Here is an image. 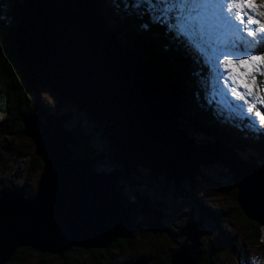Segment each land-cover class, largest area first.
I'll list each match as a JSON object with an SVG mask.
<instances>
[{
    "label": "water",
    "instance_id": "1",
    "mask_svg": "<svg viewBox=\"0 0 264 264\" xmlns=\"http://www.w3.org/2000/svg\"><path fill=\"white\" fill-rule=\"evenodd\" d=\"M15 42L29 89L47 87L85 113L127 176L143 177L142 169L145 179L173 191L206 169L221 170L235 184L242 212L264 229V153L258 164L219 139L197 141L175 83L145 53L121 45L97 0H22ZM50 113L22 121L43 170L33 197L24 188L0 190V264L21 248L59 257L109 249L141 229L118 194V173L79 158L76 131L63 123L66 111ZM142 210L152 234L168 228L161 211L148 204ZM197 228L203 232L201 222L187 226L173 264L200 262ZM192 250L195 261L184 255Z\"/></svg>",
    "mask_w": 264,
    "mask_h": 264
},
{
    "label": "rangeland",
    "instance_id": "2",
    "mask_svg": "<svg viewBox=\"0 0 264 264\" xmlns=\"http://www.w3.org/2000/svg\"><path fill=\"white\" fill-rule=\"evenodd\" d=\"M17 2H19V0H15V3L14 1H12L11 3L16 4ZM12 4L10 5L13 7L14 5ZM151 5L155 6L151 7ZM102 6L104 8L103 12L104 15H106V20L110 29H115L116 23L119 21V19L124 17L123 15L130 9H142L144 8V6H146V9H155L153 11L146 12L149 15L151 14V18H156H153L150 21L154 23L155 27L158 30L150 25L148 26V29L143 27L140 31H142L143 34H147L149 33V31H151L154 34V39L162 40L163 38L165 41L166 37L163 36L160 32H166L167 35L168 31H166V28H171L170 25L174 23L173 17L176 15L175 12H171L168 14L167 19L163 18L161 14L156 15L160 7H165L161 0H152L151 4H149L147 0H102ZM136 30L138 29H130V34H134ZM140 31H138L137 33H142ZM178 34L180 33L178 32ZM122 37L126 38L124 35ZM185 38L189 39L190 41H188V44L185 42L184 50H186L189 54H192H190V58L193 62V68L189 67V65H186V72H188V75H190V77H188L184 86H182V88L186 87L185 89H183L184 91L181 89V92H183L182 95L179 93L180 98H186L187 101H185L187 103V122L191 121L193 123L195 120L194 123H196L197 119L196 117H194L196 119H192L194 113H196L197 115V112H195L194 110L197 106L193 108V106L190 105H194V102H192L191 100L192 96L193 98H195L193 93L194 91L196 93L197 104L198 102L200 103L199 98L197 97H202L204 102L205 100H208V104L214 103L217 107L221 108L223 112H225V115H223L224 113H220V115L225 117L226 120H228V118L234 122H243L244 120H247L245 118H242L235 109L229 110L227 104L233 103L230 96L213 95L215 91L223 88V83L220 82L219 77L226 74L223 73L222 65H213L209 63L207 57L210 54V50L208 49V45L206 44V42L199 36H187ZM139 47L142 48L141 46ZM136 51L140 52L139 50ZM200 63L202 64V67H204V69L208 68V71L204 72L203 68H201ZM187 88L189 89V92L187 91ZM38 91L39 93H41V100L44 101L46 105H48L53 113L58 110L70 112L69 114L72 113L74 119H70L69 121L65 120L63 121V123L65 122V124L71 128L77 126L78 124H83L85 125L86 132L93 131L92 133L94 134L95 138H97V136H101L102 133L97 135L95 134L93 128L94 124L88 119H85V116L88 118L85 113H78L76 108L69 102H64L61 104V106H59L55 94L47 87H40ZM224 100L227 101V104L221 102ZM261 111H264V109H261ZM4 117L5 114L0 112V122H3ZM246 128L247 131L250 132V134H254L256 136L260 135L262 137L261 139H264V129H258L252 126L250 128L249 125L246 126ZM193 136L197 141L201 142H209L214 140L208 137L205 132H202L200 130L198 131V133L193 134ZM0 139H3V147H0V179L12 184L14 190L24 188L26 191H32V189H37L41 174L35 175V173L32 174L30 172L31 159L29 156L35 151V149L32 147L31 141L26 137L21 139L17 135L13 134H10L5 138L0 137ZM260 143L264 146V142L262 140L260 141ZM103 145L106 146L104 142L101 143L100 139H96L95 146L101 152V154L103 153ZM261 145L257 143L254 147H252L251 145H246V149L236 151L244 160L250 159L257 162L258 164H262V153L260 154L257 151L259 147H263ZM4 147H6V150H3ZM10 147L15 150L13 155L10 154ZM18 153H22L23 155L27 156V158L18 159V157L16 156ZM94 168L99 171L110 172L111 174H114L116 176L118 173L117 171L120 169V165L114 163L110 159L99 163ZM140 172L141 173L138 174H142L143 177L147 176L145 170L140 169ZM229 178L230 177L226 176L221 170L218 171L213 169H206L204 173L198 176V178L194 181H183V188H181V190L172 191L166 189L165 195H163V186L158 183V180L157 182L143 181L144 184L141 187L140 182L135 184V182H138L140 180L139 177H135V185L130 187V185H126V182L118 179L117 182L119 183V186L124 187L125 189V202L133 201V196L136 193V189H142L143 196L148 197L150 200L152 199L151 201L160 199L165 202V208L161 206L163 211L161 213L163 214V223L168 227L167 229L170 230L171 235L166 232L167 229L160 228V230L156 234H152L151 232H149L150 235L147 234V236L143 238L137 237V239L135 240V254H130V252L121 253L117 251L116 248H114L108 250V252L110 251V254L108 256H105L107 252L103 254H97L92 258L85 253L71 252L65 256L64 260L50 258L47 261H41L42 259L39 257V253L34 252L31 254L30 264H127L125 262H131L130 264H150L151 260H149V258L157 256L160 252L163 253V256L167 255L169 256V258L176 255L179 251L178 248L180 245H175V242L181 243L182 240L186 241L187 239V235H185V229L187 228L186 224L189 221L195 222L199 220H201L200 222L203 224V232L200 233L198 228L196 232L197 235L200 236V248L203 252L205 251L204 246L208 247V242L210 240L214 241V235H218L217 237L222 240V243L224 242L225 246H227L219 250L220 252L216 254L217 257H214L217 260V264H243V262L245 264H264V250L251 242L248 231L246 230L242 221L239 219L241 216L234 198L236 195V186L235 184H233V182H231ZM229 211V219L226 220L224 226L228 232L224 231L225 233H215V226L209 212L226 214ZM141 219L142 218H140L138 221L140 222L143 220ZM200 222H195L194 224H198ZM135 224L134 226H137L138 222L135 221ZM152 236H155L158 240H155ZM227 241L229 242L228 245L226 244ZM189 245L191 246V249L192 247H194V244L192 243H190ZM175 246L176 248H174ZM194 251L195 250H192L191 252L189 251L190 253H185V257L189 259L191 258V261H195L196 254ZM142 256L144 257V259H139V257ZM242 256L245 258V260L243 259V262L241 259Z\"/></svg>",
    "mask_w": 264,
    "mask_h": 264
},
{
    "label": "trees",
    "instance_id": "3",
    "mask_svg": "<svg viewBox=\"0 0 264 264\" xmlns=\"http://www.w3.org/2000/svg\"><path fill=\"white\" fill-rule=\"evenodd\" d=\"M15 0H0V112L5 114V117L3 119V122H0V137H6L10 134L17 135L19 138L23 139L24 136L22 135V131L24 129L23 126V119L27 116H36L39 115L42 111L51 112L50 114H55L53 111L42 101L40 98L41 93H39L38 90H31L29 89L26 78L23 75L22 70L20 69L17 57H16V42H15V30L20 18V8H21V2L22 0H19V3L12 4L11 2ZM101 10L104 11V8L102 6V0H97ZM14 5L13 7L10 5ZM10 5V6H9ZM155 5H151V7H154ZM149 8V7H148ZM160 9H162L160 7ZM155 9H146V6L144 8L139 9H130L127 11V13H123L124 17L119 19V21L116 23L115 29L113 30L119 34L120 36V43L126 47H129L133 50H139L142 53H145L146 56L152 61L155 62L157 66L161 68V70L166 73L170 80L175 83L179 93L182 95L183 92H181L186 87H183L185 82L187 81L188 72H186V65H189V67L193 68V62L190 58L191 55L184 50L185 40L186 38L184 36H181L176 32L174 28H166V32H160L163 36L166 37V41L162 38L157 40L154 39V34L149 31L147 34H143L142 28L148 29V26H153L156 30H158L154 23H152L150 20L155 18H151V14H147L146 11H153ZM104 13V12H103ZM161 14L160 11L156 13V15ZM106 19V15H105ZM156 19V18H155ZM107 21V20H106ZM158 26V25H157ZM137 28L136 32L134 34H130V29ZM168 29V30H167ZM127 30V31H126ZM138 31L142 33H137ZM172 34V37H171ZM125 36L126 38H123L122 36ZM176 41V42H175ZM175 42V43H174ZM169 44V45H168ZM141 46L142 48H140ZM262 48H264V45H261ZM174 50V52H173ZM174 55H173V54ZM172 55V56H171ZM201 64V63H200ZM175 65V66H174ZM201 68H203L204 72L208 71V68L204 69L201 64ZM197 84V83H196ZM188 87V86H187ZM182 89V90H181ZM197 89V85H196ZM195 89V90H196ZM184 91V90H183ZM187 91L189 92V89L187 88ZM194 97L192 96V102L193 104H190L193 106L195 112L192 116V119H196L192 123L191 121L187 122V128L190 130H193L195 132L202 131L205 132V134L212 138V139H219L220 141H223L227 146L232 147L233 149L239 151L246 149V145H251L252 147L256 146L257 144H260V141L262 140L264 142V139H261L262 137L259 135L250 134V132L247 131L246 126H250V121L244 120L243 122H234L231 121V119L228 118V120L225 119L221 114L225 115V112L221 110V108L217 107L214 103L208 104V100L204 102L202 97L199 98L200 103H196V93L195 91ZM56 96V95H55ZM58 100V105L61 106L63 102L60 101V99L56 96ZM202 98V99H201ZM186 98L181 99V110L185 113V115L188 117L187 114V101ZM77 110V109H76ZM66 113H70L67 112ZM192 115V114H191ZM70 117V118H69ZM196 117V118H194ZM74 119V116L72 113L64 119L70 120ZM84 119V118H82ZM85 119L89 120L85 116ZM246 122V124H245ZM94 128V127H93ZM74 130L76 131V137L78 141L80 142V145L72 147V149L76 152V155L79 158L87 159L90 164L93 167H96L99 163L107 160H112L114 163H117L114 160V150L110 147L108 140L104 134H101V136H97L95 138L94 134L92 132H89L85 130V125L78 124L74 127ZM209 130V131H207ZM95 134H100L99 129L95 127L94 129ZM247 132V133H246ZM96 139H100L101 143L104 142L106 146H102L103 153L97 149L95 146ZM3 139H0V147H3ZM5 140V139H4ZM30 140V139H28ZM31 141V140H30ZM32 147L35 149V146L33 142L31 141ZM263 146V145H261ZM106 147H107V153H106ZM6 147H4L3 150ZM8 150V149H7ZM10 154L13 155L15 150L10 147ZM258 153H264V146L258 148ZM18 159L21 158H27V156L23 155L22 153H18L16 155ZM31 159V168L30 172L32 174L35 173L41 174L43 170V162L42 160L36 156L35 151L30 156ZM118 172V179L123 180L126 182V185H130L132 187L133 185L140 182V186L144 184V182H150V179H145L144 177H139V181L135 182L134 177L127 176L124 173V170L121 168L117 171ZM144 181V182H143ZM135 182V184H134ZM147 184V183H146ZM116 187L118 188V194L120 195L121 199L123 200V204L127 208H131L133 210L132 213V220L138 222V226H140V230L135 232L134 236L130 240H119L118 242L114 243L109 249L116 248L117 251L121 253H128L135 254L136 251V243L135 240L137 237H145L149 234V227L147 224V220L145 218V215L142 214L143 212V206L144 204L148 203L151 207H154L155 209L162 211V207L165 208V202L156 199L154 201H151L148 197L143 196L142 189H136V193L133 196V201H126L125 196V189L124 187H120L119 183L116 184ZM7 189V190H14L12 187V184L1 180L0 179V190ZM36 189H32V191H27L28 195L27 197H33L35 195ZM154 193V192H153ZM166 194V189H163V195ZM157 196V195H156ZM235 202L238 206V210L240 213V220L244 224L246 230L249 233V238L251 242L260 248L264 250V229L261 225L258 223L249 220L245 214L240 209L237 197L235 195ZM162 206V207H161ZM232 212V211H231ZM213 223L215 226V233L217 232H228L225 229V223L226 220L229 219L230 211L226 214L222 213H212L209 212ZM140 218H142V221H138ZM195 221V222H200ZM190 223H194L192 221H189L186 225L188 226ZM225 233V232H224ZM228 234V233H227ZM218 235H214V241L208 242V247L204 246V252L199 247L198 253H201V259L198 264H217V260L214 257H217V253L220 252L223 247L225 246L224 242L222 243V240L217 237ZM155 240H158L155 236H152ZM205 241V240H204ZM208 241V240H207ZM227 241V245H228ZM160 246V245H157ZM175 248V247H174ZM180 248V246H179ZM230 248V247H229ZM109 249L104 250H94V251H85L82 249H75L71 252H80L85 253L89 257H94L97 254H103L106 253L105 256H108L110 254ZM156 250V249H155ZM35 251L31 248H21L19 249L14 256L12 257L11 261L8 264H30L31 260V254ZM69 252V253H71ZM160 252V250H159ZM37 253V252H35ZM68 254V253H67ZM65 254L62 257L59 256H52V255H42L39 253V257L42 259L41 261H47L50 258H55L57 260L59 259H65ZM104 256V257H105ZM144 257H139V259ZM151 258V259H150ZM149 260L150 264H173L172 257L169 258V256L164 255L160 252L155 257H150ZM138 259V258H137ZM242 262L245 258L241 257ZM134 262V261H132ZM129 263V262H125ZM131 263V262H130ZM129 263V264H130ZM65 264H77V263H65ZM243 264H245L243 262Z\"/></svg>",
    "mask_w": 264,
    "mask_h": 264
},
{
    "label": "snow or ice",
    "instance_id": "4",
    "mask_svg": "<svg viewBox=\"0 0 264 264\" xmlns=\"http://www.w3.org/2000/svg\"><path fill=\"white\" fill-rule=\"evenodd\" d=\"M161 2L165 5L159 9L163 18L176 13L170 27L181 36H199L210 50L209 63L222 65L226 75L219 80L223 88L213 95L230 96L233 103L221 102L249 120L252 127L264 129V0Z\"/></svg>",
    "mask_w": 264,
    "mask_h": 264
},
{
    "label": "flooded vegetation",
    "instance_id": "5",
    "mask_svg": "<svg viewBox=\"0 0 264 264\" xmlns=\"http://www.w3.org/2000/svg\"><path fill=\"white\" fill-rule=\"evenodd\" d=\"M178 237H180V236H178ZM184 242H185V240H184V241L182 240L181 243H179V242H175V245H178V246H179V245L183 244ZM175 248H176V246H175ZM177 248H178V247H177Z\"/></svg>",
    "mask_w": 264,
    "mask_h": 264
},
{
    "label": "bare ground",
    "instance_id": "6",
    "mask_svg": "<svg viewBox=\"0 0 264 264\" xmlns=\"http://www.w3.org/2000/svg\"><path fill=\"white\" fill-rule=\"evenodd\" d=\"M66 115H68V116H69V113H66ZM68 116H67V117H68ZM67 117H66V118H67ZM178 249H179V248H178Z\"/></svg>",
    "mask_w": 264,
    "mask_h": 264
},
{
    "label": "clouds",
    "instance_id": "7",
    "mask_svg": "<svg viewBox=\"0 0 264 264\" xmlns=\"http://www.w3.org/2000/svg\"><path fill=\"white\" fill-rule=\"evenodd\" d=\"M195 223V222H194Z\"/></svg>",
    "mask_w": 264,
    "mask_h": 264
}]
</instances>
